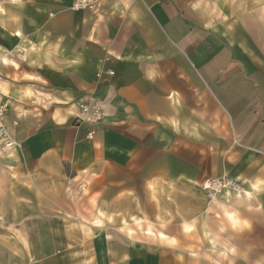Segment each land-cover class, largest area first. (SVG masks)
<instances>
[{"label":"crops","instance_id":"0c3cea01","mask_svg":"<svg viewBox=\"0 0 264 264\" xmlns=\"http://www.w3.org/2000/svg\"><path fill=\"white\" fill-rule=\"evenodd\" d=\"M88 3H1L0 264H264V0Z\"/></svg>","mask_w":264,"mask_h":264},{"label":"rangeland","instance_id":"374dc122","mask_svg":"<svg viewBox=\"0 0 264 264\" xmlns=\"http://www.w3.org/2000/svg\"><path fill=\"white\" fill-rule=\"evenodd\" d=\"M2 2H4V0H0V13L5 12L1 5ZM4 23V21H0V25H3ZM21 53L22 48L20 47H15L5 50L4 52H0V64H2V56L6 55L7 57H9L8 60L15 61V57H18V55H20ZM4 79L5 78L3 76H0V158L11 154L10 146L14 143V140L11 136V127H18L20 121L24 116V114L22 113H20L21 115L17 114V112H15L16 109L18 107H27L23 108L26 109L25 112H23V109L21 112L29 115L32 112H38V110H35V107L37 108L38 104L41 103V101L37 100L36 98V100L32 101H16L14 99H11L9 95H6L8 91L6 85L7 83H5Z\"/></svg>","mask_w":264,"mask_h":264},{"label":"built area","instance_id":"2783aa9c","mask_svg":"<svg viewBox=\"0 0 264 264\" xmlns=\"http://www.w3.org/2000/svg\"><path fill=\"white\" fill-rule=\"evenodd\" d=\"M74 9H84L87 7H91L88 3V0H74ZM80 116L78 117L79 122H87L94 124L99 122L103 118L102 111L97 103L95 102H82L79 105ZM201 189H203L210 198L212 196H218L225 193L230 189H238L239 186L236 181L229 179L227 177L216 178L212 180H208L204 184H201ZM83 191H85L86 187H82Z\"/></svg>","mask_w":264,"mask_h":264},{"label":"bare ground","instance_id":"6f19581e","mask_svg":"<svg viewBox=\"0 0 264 264\" xmlns=\"http://www.w3.org/2000/svg\"><path fill=\"white\" fill-rule=\"evenodd\" d=\"M218 196H219V195H218ZM218 196H217V197H218ZM217 197H216V196H212L211 198H212V200H213V199H215V198H217Z\"/></svg>","mask_w":264,"mask_h":264}]
</instances>
